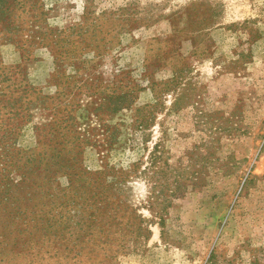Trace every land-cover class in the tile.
<instances>
[{
	"label": "rangeland",
	"instance_id": "obj_1",
	"mask_svg": "<svg viewBox=\"0 0 264 264\" xmlns=\"http://www.w3.org/2000/svg\"><path fill=\"white\" fill-rule=\"evenodd\" d=\"M0 264H264V0H0Z\"/></svg>",
	"mask_w": 264,
	"mask_h": 264
},
{
	"label": "trees",
	"instance_id": "obj_2",
	"mask_svg": "<svg viewBox=\"0 0 264 264\" xmlns=\"http://www.w3.org/2000/svg\"><path fill=\"white\" fill-rule=\"evenodd\" d=\"M38 95V94H37ZM41 95V94H40ZM39 97V96H38ZM54 98V97H53ZM57 100H59L60 101V99H61V96H60V94H57V97H55ZM55 98H54V100H55ZM17 102H18V104L16 103V104H13V107H15V106H17V105H19L20 107H21V105L19 104V100L16 98L15 99ZM54 100H53V102H54ZM60 105V104H59ZM58 107V106H57ZM56 107V108H57ZM66 114L68 115V117H65V116H63L64 117V119L63 118H60V120H59V123H62V126H59V127H62L63 128V130H66V132H64L62 135H61V137L63 138V137H66L67 138V136H68V132L70 133V130H69V128L71 127V124H66V123H68V121H70L72 118H71V116H69V112L68 111H66ZM66 124V125H65ZM68 131V132H67ZM74 133V135H72V139H74L76 142H79V143H81V144H83L84 142H81V139H79V136H77L76 134H75V132H73ZM55 137V136H54ZM68 143H70V141H68ZM78 147H79V144H78ZM43 154H45V153H43ZM40 156L41 157H43V160L45 159L44 157V155H42V154H40ZM28 159H29V162L31 161V162H33V161H38V162H41L42 161V159H39V160H37L34 156H31L30 158L28 157ZM34 163V162H33ZM32 164V163H31ZM35 166H37V165H35ZM31 168H33L32 167V165H31ZM38 169V171H40V167H38L37 168ZM32 170H34L35 171V169L33 168ZM70 170H72V167H70ZM80 171H82V170H80ZM83 172V171H82ZM85 172V171H84ZM82 173L81 174V176H79V178H78V180H88V177H85L84 178V175H85V173ZM72 174H69V176H71ZM74 175V174H73ZM69 184H70V186H72V184H73V180H72V178H70L69 180ZM80 185L81 184H79L77 187H80ZM76 187V188H77ZM95 189L96 190H98V188H96L95 187ZM101 191H105V188H102L101 189ZM95 193V192H94ZM95 195V194H94ZM99 195H101V194H99Z\"/></svg>",
	"mask_w": 264,
	"mask_h": 264
}]
</instances>
